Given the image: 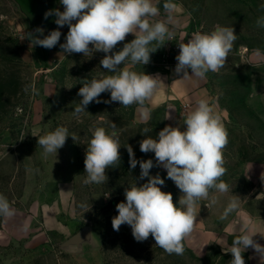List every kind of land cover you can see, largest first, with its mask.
Instances as JSON below:
<instances>
[{
    "label": "rangeland",
    "instance_id": "obj_1",
    "mask_svg": "<svg viewBox=\"0 0 264 264\" xmlns=\"http://www.w3.org/2000/svg\"><path fill=\"white\" fill-rule=\"evenodd\" d=\"M174 2L192 14L200 30L207 32L219 24L232 26L237 34L225 67L213 78L229 141L223 150L222 179L230 185V194L244 198L251 188L245 167L264 165V108L252 100L255 67L247 59L259 49V61L264 60V28L256 24L264 17V0ZM28 32L35 31L13 1L0 0V194L16 209L8 223L0 217V264H229L231 254L205 233L193 231L191 240L184 241V254L169 255L151 235L137 242L130 226L113 230L111 221L118 215L116 205L125 201V188L147 182L140 179L139 164L130 168L124 146L131 145L138 161L152 159L155 165L154 153L140 151L139 143L146 138L140 132L148 127L149 135L156 137L170 125L169 115L157 110L147 123L133 124L135 105L123 107L118 102H93L85 112L74 114L83 80L110 74L100 65L105 53L68 55L59 44L52 49L33 47ZM100 99L109 100L110 93ZM111 123L119 132V165L106 169L107 183L85 185L84 158L92 132L96 127L111 131ZM58 126L68 128L76 139L68 137L57 155L45 158L37 139ZM157 174L165 180L161 190L171 193L178 205L180 190L163 167L150 170L151 176ZM257 191L250 195L264 211L254 197ZM213 192L217 191L209 194ZM200 202L208 210L204 205L208 201ZM85 227L91 232L90 243L63 246ZM243 257L251 264L244 253Z\"/></svg>",
    "mask_w": 264,
    "mask_h": 264
},
{
    "label": "clouds",
    "instance_id": "obj_2",
    "mask_svg": "<svg viewBox=\"0 0 264 264\" xmlns=\"http://www.w3.org/2000/svg\"><path fill=\"white\" fill-rule=\"evenodd\" d=\"M60 3L63 11L57 8L44 14L45 19L55 16L57 29L47 35L42 28L28 32L30 44L45 49L59 44L63 53L68 55L82 53L83 56H92L95 52H103L105 55L100 65L110 73L101 78L83 80L77 93L82 99L74 108V114L85 112L93 102H118L123 107L137 105L142 122L147 123L151 114L147 102L155 95L161 79L158 74L149 75L134 69L138 64L144 66L150 62L151 54L159 49L150 46L153 42L164 44L166 38L171 41L173 33L169 24L174 23L178 5L174 0H164L165 18L156 20L154 18L161 15L160 0H60ZM256 24L264 28V17L258 18ZM65 25L69 29L65 42L59 43L62 35L59 28ZM129 34L135 38L124 43L121 50L113 52ZM236 40L237 34L232 26L217 24L210 31L194 32L186 43L178 44L175 73L183 74L182 79L191 76L205 79L208 72H219L225 67ZM256 55H261L259 49ZM32 91L36 89L33 87ZM106 92L110 93V99L102 101L101 94ZM110 127L111 131L96 127L92 132L84 158L85 185L107 183L106 169L119 165V132L116 124L111 123ZM151 131L148 127L141 130V135L146 138L140 141L139 147L142 153H154L155 165L152 159L138 161L131 145L124 146L130 168L135 169L139 164L140 179L147 178V182L140 186L135 182L125 188V201L116 205L118 215L112 218V228L119 231L126 224L137 242H144L151 235L155 245L167 254L183 255L184 241L194 230L198 203L208 201L204 205L211 209L217 198H209L210 190L221 194L230 190V185L222 179L226 173L223 150L229 142L227 128L222 113L217 111L215 98L205 96L196 101L182 124L176 127L166 125L156 137L149 135ZM70 136L73 141L76 139L68 128L58 126L39 136L37 145L47 158L49 154L57 155ZM154 166L163 167L167 178L182 193L178 205L173 203L171 193L161 190L165 180L159 174L150 175ZM261 180L264 181V173ZM256 200H264V191L256 196ZM13 203L0 194V217L11 218L16 214ZM239 206V196L234 195L220 219H227ZM256 234L246 226L230 246H222V251L232 256L229 264H245L243 253L249 248L264 264V245L253 239Z\"/></svg>",
    "mask_w": 264,
    "mask_h": 264
},
{
    "label": "crops",
    "instance_id": "obj_3",
    "mask_svg": "<svg viewBox=\"0 0 264 264\" xmlns=\"http://www.w3.org/2000/svg\"><path fill=\"white\" fill-rule=\"evenodd\" d=\"M12 1L20 13L29 20L34 31L37 28H42L44 29V35H47L50 31L57 29L58 26L54 22L55 16H49L45 19L44 14L48 10L57 8L63 11V5L60 3V0ZM163 3L164 0H160L159 7L161 15L154 18L156 20L165 18ZM169 29L173 33L171 41H168L166 38L164 44L153 42V45L150 46L159 49L151 54L150 62L147 65L143 66L138 64L134 70L137 72L144 71L149 75H159L161 79L160 86L151 101L147 102L148 106L151 108L150 119L154 112L161 110L171 117L169 120L170 125L176 127L179 123H183L184 116L195 106L196 101L205 96L214 97L217 111L220 112V109L217 104L215 93L214 72H208L205 79L195 76L182 79L183 74H176L174 71L177 64L175 57L179 54V51H173L172 47L179 43H186L187 39L190 38L194 32L200 31L198 25L194 24L192 14L188 10L178 7L177 12L174 14V23L169 24ZM59 30L62 33V39L67 35L69 29L68 26L65 25L59 28ZM40 38L43 37L41 36ZM134 38L132 34L127 35L125 41L118 43L113 49V52L121 50L124 43L131 42ZM166 49H169V57L164 59L162 55L166 53ZM247 59L255 67V74L252 77L251 85L252 100L257 107L264 108V60L259 61V56L256 54L248 55ZM189 75H191L190 70ZM132 123L144 124L141 120L140 113L137 111V105L133 108ZM245 169L249 173L251 188L249 190L250 193L248 192L249 194H247L248 196L245 195L244 198H239V209L230 214L227 219L221 220L220 216L224 208L235 194H230L229 192L225 194L219 192L209 194L210 199L213 196L217 198V203L206 211L202 209L201 202L198 203V215L195 221L194 232L198 231L201 234L205 233L209 236L211 235V239L218 245L227 247L231 245L234 237L241 234L245 227L248 226L252 228L253 232L257 233L253 239L261 245H264V237L260 235H264V211L258 210L255 201L250 195L255 189L258 191L254 197L261 191H264V181L261 180V174L264 173V165L250 164L247 165ZM250 202L253 203L250 204ZM261 203L263 206L264 200H261ZM4 222L8 223L9 218H4ZM187 239L191 240V234ZM244 254L251 264H261L260 257L253 249H247Z\"/></svg>",
    "mask_w": 264,
    "mask_h": 264
},
{
    "label": "water",
    "instance_id": "obj_4",
    "mask_svg": "<svg viewBox=\"0 0 264 264\" xmlns=\"http://www.w3.org/2000/svg\"><path fill=\"white\" fill-rule=\"evenodd\" d=\"M243 182V180L241 181ZM92 241V236L90 229L88 227L83 228L76 234H74L72 237L67 239L64 243L63 246H81L84 243H90Z\"/></svg>",
    "mask_w": 264,
    "mask_h": 264
},
{
    "label": "built area",
    "instance_id": "obj_5",
    "mask_svg": "<svg viewBox=\"0 0 264 264\" xmlns=\"http://www.w3.org/2000/svg\"><path fill=\"white\" fill-rule=\"evenodd\" d=\"M168 50H169V49H166V53H164V54L162 55V57H163L164 59H166V58L169 57V55H168ZM172 50H173V51H179V46H178V44H176L174 47H172Z\"/></svg>",
    "mask_w": 264,
    "mask_h": 264
}]
</instances>
